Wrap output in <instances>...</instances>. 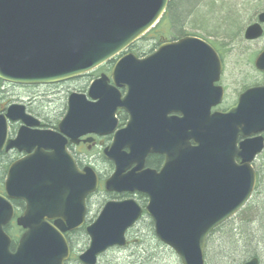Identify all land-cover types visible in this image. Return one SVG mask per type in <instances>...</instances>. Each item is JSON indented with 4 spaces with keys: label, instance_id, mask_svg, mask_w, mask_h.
I'll return each instance as SVG.
<instances>
[{
    "label": "water",
    "instance_id": "1",
    "mask_svg": "<svg viewBox=\"0 0 264 264\" xmlns=\"http://www.w3.org/2000/svg\"><path fill=\"white\" fill-rule=\"evenodd\" d=\"M168 1L0 0V82L46 86L87 73L153 28ZM260 24L264 13L245 30L244 39L260 38ZM254 66L264 76V51ZM221 71L208 44L186 37L165 44L144 60L124 55L112 71L113 86L95 82L87 96H69L55 132L40 130L39 121L23 105H10L0 113V154L13 150L25 154L9 166L0 194V264L68 261L64 235L85 225V199L98 183L91 169L76 168L66 139L75 142L86 134L112 133L117 109L129 114V122L116 132L106 154L115 168L104 190L138 192L146 196L147 204L142 210L131 199L106 203L85 227L88 246L78 263L97 264L109 249L123 248L125 234L144 212L155 238L173 251L180 264H204L207 237L252 195L255 174L250 165L262 150V139L249 138L264 132V86L240 95L228 112L210 114L222 98L221 89L213 87ZM160 80L185 84L169 101L182 118H171L161 136L141 142V127L154 126L157 116L166 113L154 108L167 103L154 93ZM121 86L123 97L117 90ZM184 96L189 111L178 103ZM11 123L21 124L14 139H8ZM239 138L244 141L237 146ZM124 147L127 154L121 152ZM148 152L164 156L158 172L142 170ZM131 164L135 167L126 172ZM15 200L24 203V210L15 219L22 233L12 252L4 227L13 220L10 201Z\"/></svg>",
    "mask_w": 264,
    "mask_h": 264
},
{
    "label": "flooded vegetation",
    "instance_id": "2",
    "mask_svg": "<svg viewBox=\"0 0 264 264\" xmlns=\"http://www.w3.org/2000/svg\"><path fill=\"white\" fill-rule=\"evenodd\" d=\"M165 42L166 41L161 42L160 44H156L154 47H152L151 51L148 54V53H141V49L137 46L139 43L138 41L132 44L125 51V53H131V54H134L137 59H143L146 56L152 53H155L160 47V45ZM215 51L217 52L219 56H221L219 52L216 50V48H215ZM119 58L120 56L114 57L106 61L105 63L101 64L100 66L96 67L95 69L91 70L90 72L77 76L71 80H68V81H65L59 84H55V85L32 87L35 89H42L41 92L45 90L44 93L50 92L53 95L57 96L55 97L57 100H61L62 102V104L59 107L58 114L55 115L57 117V120L55 121L54 125L45 127L47 125L44 124L43 122L46 119V115H44L42 118L37 117L40 119V127L44 130H49V131L57 130V125L63 119L65 115L66 103L71 94L87 96V93L90 87L95 82H100V81L104 82L105 87L113 86L112 71L115 65L117 64ZM253 64H254V58L251 64L252 72H249L248 70L244 71V70L239 69L238 72L234 74V76H227L225 74L224 61L222 62V65H223L222 74L219 78V81L213 84L214 87H220L222 91V98L219 104H216L215 106L210 108L211 114L226 113L227 111L231 110L234 106H236L240 95H242L244 92L250 89H256V88H260L263 86L264 84L263 76L254 70ZM253 72L260 78V84L254 83V79H253L254 73ZM3 85H7V84H2L1 87ZM7 86H10V85H7ZM10 87L13 89L29 88V87H18V86H13V85H11ZM183 87H185V84L181 85V83H177V82H173L169 80H160L154 85V93L163 95L167 99V103L156 104L154 108L157 110H162L166 113L164 115L157 116L154 126L141 127L140 129V141L141 142H144L146 140L151 142L154 139V137L161 136L162 135L161 128L168 127L171 118H177V119L182 118L181 114L174 112L176 108L174 105L169 104V101L173 100V98H175V96L183 90ZM117 90L121 96L125 95V87L123 86L118 87ZM229 92H232L230 95L231 97L230 101L228 100ZM87 100L90 101L88 98ZM90 102L94 103L93 101H90ZM178 103L184 104L185 108L188 110L185 96L181 97ZM204 105L206 106V102L204 103ZM25 108L27 112L31 113L29 108H27L26 106ZM114 120H115V127H114L113 132L110 134H104V135H101L98 133L86 134L84 136L79 137L75 142H71L69 139H66L67 141L66 151L68 155L71 157V159L73 160L76 168L79 171H83L84 169H87V168L91 169L97 178V182H98L97 190L91 195H89L88 197H86L85 199V209H86L85 221L88 223H92L96 219L100 210L107 202H120V201H126V200L131 199L134 202H136L137 205L141 207L142 209H144L147 203L146 196L138 192H133V193L110 192L108 193L104 190V183L111 178L114 172V168H115L114 164L107 158L106 154H108L110 151V146L114 140L116 132L126 128L129 122V114L124 109H117L114 113ZM12 127L14 130L17 129V125H12ZM256 137H260L262 139V150L260 153H258L255 156L251 164V167L255 173L256 180H255L254 191L247 205L249 204V202L256 201L258 199V196H259L258 193H261V192L263 193L264 132H260L258 134L252 135L250 139H253ZM243 140L244 139L239 138L237 145H239ZM191 144L193 143L191 142ZM147 149L151 150V146H149ZM128 151L129 150L124 147L121 152L124 154H127ZM8 155L11 157L13 156L12 158H14L16 155V152H10L8 153ZM19 157L20 155H18V158ZM163 161H164L163 155L148 152L144 157L142 170L158 172L163 164ZM235 163L239 164L240 159L236 158ZM134 167H135V164H131L126 170V172L131 171ZM11 204L14 209V220H15L23 212L24 203L22 201L15 200V201H11ZM92 212L94 213L91 214ZM144 219L149 220V222L151 223V220L144 213H143L142 219L138 223H140ZM17 231L20 234V231L19 230ZM19 234L15 235L14 238H18ZM72 243L74 244L75 241L72 240Z\"/></svg>",
    "mask_w": 264,
    "mask_h": 264
},
{
    "label": "rangeland",
    "instance_id": "3",
    "mask_svg": "<svg viewBox=\"0 0 264 264\" xmlns=\"http://www.w3.org/2000/svg\"><path fill=\"white\" fill-rule=\"evenodd\" d=\"M208 1V8L214 4L215 6L220 7L218 9L219 12H226L224 16L225 19L231 20L235 23H237L238 20L240 27L239 31L235 35H230V33L227 34L226 32H224L225 29L222 28L221 25H217L214 23L208 24V26L203 29L199 26V21L201 20L200 19L197 20V22L195 20L193 22L190 21L192 23L188 22L187 28L182 29V32L185 34V36H195L213 45L224 61L225 74L227 76H234V74L237 73L239 69L252 72L251 64L253 58H255V56L264 49V34L257 41L246 42L243 39V33L249 25L255 22L257 14L260 12H264V0ZM241 1H243V4H241ZM202 10L206 11L205 8H203ZM231 12H234V14ZM220 17L221 16H218L217 14H213V16L207 19L213 22H217L221 21ZM165 19L160 21L157 32L167 35L163 38L170 40L172 36L168 35L171 32V27L169 26L170 20L167 16L165 17ZM236 25L237 24H235V27H227L226 30L228 32H234L238 28V25ZM153 35H146L138 43L137 46L141 49V53L149 54L154 45V42L150 40ZM176 38L179 37L171 39ZM253 79L254 83L260 84V78L255 73ZM10 86L3 85L1 87V91L3 93L0 94V97L4 98L2 104L6 103L5 106L10 104H23L27 108H29V110L31 111L30 114L36 116V118H42L45 113L50 111L49 114H46V118L53 122L57 120V117L55 115L58 114L59 107L62 104L61 100H57L55 98L57 96L53 95L50 92L44 93L45 90L41 92L42 89H35L32 87L13 89ZM231 93L232 92L228 93L229 101L231 100ZM11 159L13 160V158ZM6 165L7 162L2 163L0 161V178ZM258 195V199H261V197H263L264 200V192L258 193ZM260 201H262V199ZM257 202L258 201H252L250 204L246 205L243 210L232 220L233 222L230 221L232 222L231 224H228V226L222 228L219 233L216 232L209 237L205 248L207 264H214V261L222 263V261L220 262L219 259L221 256L225 255L223 254V251H228V248L230 247L229 245H227V241L219 240H221V238H224L225 233H227L230 228H234L237 234L238 232H243L247 226H250V228L253 229L258 228L257 224L259 223V219H255V217H257L256 215L258 214V206L256 205ZM94 212H92L91 214H93ZM10 232H14V236L19 234V232L17 230H14L13 227L12 231ZM153 235V227L149 220H142L134 228L128 231L126 235L128 242L127 247L125 249H113L107 251L98 259V264H141V261L143 263V260L141 259V257L137 259L136 256L141 254V252L143 251L142 246H151L152 250L154 249V247H157V249H154L152 254V258L155 260V262H152V264H180L176 255L170 249L159 244L156 240V242L154 241V238H152ZM235 239L240 240V236L236 235ZM87 246L88 240L86 237L78 241V245L75 247L73 254L74 262H72L71 264H79L76 261L77 256L84 252ZM255 251L259 257V264H264V247L261 246L259 248H256ZM148 257H150V255H148ZM237 258L235 257L234 259Z\"/></svg>",
    "mask_w": 264,
    "mask_h": 264
},
{
    "label": "trees",
    "instance_id": "4",
    "mask_svg": "<svg viewBox=\"0 0 264 264\" xmlns=\"http://www.w3.org/2000/svg\"><path fill=\"white\" fill-rule=\"evenodd\" d=\"M208 3H209L208 0H169L168 6L166 9V13L164 14L163 18L161 19V20H164L165 17L167 16L170 20L169 26L171 27V32L168 35H172L171 37H173V38L183 36L184 33L182 32L183 31L182 29L187 28L188 22H190V21L193 22L194 20L197 22V20H200V19L201 20L199 21V26L203 29H205L208 26V24L214 23L217 25L218 24L221 25L222 28L225 29L224 32H226L227 34L230 33V35H235L240 29L238 20H237V23H235L231 20L225 19L224 16H225L226 12H219L218 9L220 7H217L214 4L208 8ZM241 4H243V1H241ZM205 6H207V7H205ZM203 8H205L206 11L202 10ZM231 13L234 14V12H231ZM213 14H217L218 16H221L220 17L221 21L213 22V21L207 19V18L213 16ZM192 22H190V23H192ZM222 22H223V24H222ZM235 24L238 25V28L236 31L228 32L226 30L227 27L228 28L235 27ZM158 25L159 24H157V26L148 33L149 35L154 34L150 40L153 41L155 44H158L159 42H161L164 39L163 37L167 36V35L158 33L156 31V29L158 28ZM3 101H4V98L0 97V109H1V106H5V104H6V103L2 104ZM49 112L50 111L45 113V115L49 114ZM46 119L43 121L44 124L47 125L45 127H49L50 125H54L55 122L50 121V120L48 121ZM12 157L9 156L8 154H4V153L0 154V161L2 163L7 162V165L4 167V170L2 172V176L0 178V193H2V191H3L2 183L4 181L5 173H6V170H7L9 163L12 160L11 159ZM263 184H264V182H263ZM263 192H264V185H263ZM261 199H262V201H260ZM261 199L256 200V201H258L256 204L258 206V214L256 215L257 217H255V219L256 218L259 219V223H258L259 225L257 224L258 228L253 229V228H250V226H247L243 232H238V234L236 233L234 228H230L229 231L227 233H225L224 238H221V240H219V241H227L228 242L227 245H229L230 248H228V251H223L224 252L223 254H225V255L221 256L219 259V261L220 262L222 261V263H218L217 261L216 262L214 261V264H242V263L246 262V260H250L251 258H256L259 261V257L256 254L255 249L259 248L261 246L264 247V200H263V197H261ZM250 203L251 202H249V204ZM232 222L229 221L226 224L222 225L221 227L216 229L213 232V234L216 232L219 233L222 228L228 226V224H231ZM13 229L16 230L15 228H13ZM10 231H12V227H6L5 228V232L12 239L11 249H13L14 245H15V243H14L15 238H14V234H13L14 232H10ZM233 231H234V233H233ZM236 235L240 236V240L235 239ZM83 238H85L83 229H79V230H77V231H75L69 235H66V239L68 240L70 250H71L70 259L68 260V262L66 264H71L72 262H74L73 254H74L75 247L78 245V241L82 240ZM152 238H154V241L156 240L154 235L152 236ZM208 239H207V241H208ZM72 240L75 241L74 244L72 243ZM206 244H207V242H206ZM142 248H143V251L141 252V254L136 256L137 259L139 257H141V259L143 260V263L141 261V264H152V262H155V260L152 258V256H153L152 254H153L154 249H157V247H154L153 250H152L151 246L150 247L142 246ZM148 255H150V257H148ZM233 256H235L236 258L238 257V258L234 259L235 257H233ZM204 259H205V264H207L206 252L204 255Z\"/></svg>",
    "mask_w": 264,
    "mask_h": 264
}]
</instances>
